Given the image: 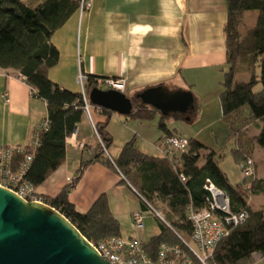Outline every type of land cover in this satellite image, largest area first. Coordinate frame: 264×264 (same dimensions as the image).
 Wrapping results in <instances>:
<instances>
[{
  "label": "trees",
  "instance_id": "16d2710c",
  "mask_svg": "<svg viewBox=\"0 0 264 264\" xmlns=\"http://www.w3.org/2000/svg\"><path fill=\"white\" fill-rule=\"evenodd\" d=\"M81 0H0V68L18 71L31 86L33 95L47 105L48 127L39 134L37 147L31 142L23 146L22 152L13 155V166L19 168L28 155L32 161L24 178L34 188L42 186L66 161L67 138L72 136L84 115V101L81 92L60 87L49 78V70L59 61V51L51 42L53 34L79 10ZM228 15L224 24L227 53V71L221 81L220 94L222 121L228 128L229 138L235 139L232 150L237 165L251 159L254 162V148H264V0H227ZM247 11H259L255 27L243 36L241 27ZM261 72H256L257 63ZM240 71L246 72L249 79L237 80ZM106 76L88 75V87L94 88L98 78ZM118 78V77H113ZM261 85V89L257 87ZM133 111L128 116L139 121H149L157 114L161 119L159 129L163 133L160 142L178 133L169 129L166 119L186 120L199 110L194 102V110L187 113L162 115L158 110L132 98ZM103 122L95 124L102 141L97 153L82 163L83 167L99 162L116 170L121 182L129 185L140 197L143 210L148 205L156 212L160 209L168 218L160 220V232L145 242L146 247L156 250L162 243H179L178 233L190 240L192 225L188 219V209L204 208L208 192L205 186L212 182L224 190L231 201L234 212L246 211L248 219L222 239L214 252L215 264H244L254 254H260L264 264V207L253 209L249 197L254 194L264 196V178L254 175L244 178L234 185L216 161L218 152L206 153L205 163L200 164L202 150L207 149L195 138H188V146L173 155L149 156L139 150L135 136L127 141L117 158L109 154L113 137L108 131L112 112L102 108ZM253 124L258 126V134L249 133ZM204 154V153H203ZM83 168L77 176L54 198L42 199L45 204L63 214L89 241L96 243L111 236H122L119 220L112 213L106 194H101L86 212H79L69 201L68 193L81 178ZM248 187V188H247Z\"/></svg>",
  "mask_w": 264,
  "mask_h": 264
},
{
  "label": "crops",
  "instance_id": "0c3cea01",
  "mask_svg": "<svg viewBox=\"0 0 264 264\" xmlns=\"http://www.w3.org/2000/svg\"><path fill=\"white\" fill-rule=\"evenodd\" d=\"M91 2L89 11L75 12L51 38L59 51V61L48 74L53 82L79 92L81 72L118 77L125 82L123 93L131 98L151 87L162 86L167 92H175L190 91V87L201 85L205 89L200 96L193 93L194 101L200 103L199 110L185 121L193 123L201 118L208 126L214 125L218 116L222 119V89L217 85L227 71L224 36L227 0ZM258 16L259 11L244 14L242 34L255 27ZM4 93L9 96V103L2 97ZM46 117L45 101L33 95L24 77L16 70L0 68V149L23 147L32 142ZM92 119L94 124L104 121L97 110L92 112ZM173 131L185 136L177 129ZM193 138L207 148L204 149L207 153L219 151L206 144L202 130ZM160 139L155 143L158 151ZM66 143L65 163L42 186L35 188L37 196L54 198L83 168L80 180L68 193L69 201L77 211H88L101 194H106L109 207L120 222L123 237L136 236L147 241L160 232L154 233L153 226L148 223L141 232L134 228L132 214L144 211L143 203L128 184L121 182L120 174H110L99 162L82 166L83 162L95 156L100 144L86 114ZM78 143H82L84 148H76ZM259 178H264V173Z\"/></svg>",
  "mask_w": 264,
  "mask_h": 264
},
{
  "label": "built area",
  "instance_id": "2783aa9c",
  "mask_svg": "<svg viewBox=\"0 0 264 264\" xmlns=\"http://www.w3.org/2000/svg\"><path fill=\"white\" fill-rule=\"evenodd\" d=\"M91 6V0H81L80 13L89 11ZM88 81V75L81 72L78 77V83L84 101L85 114L89 117L93 129L99 137L96 126L93 123L92 112L94 110L101 112L102 108L90 103V91L87 90ZM94 88L123 92L125 82L121 78H98L95 81ZM2 97L5 102H10V98L6 93ZM47 127V122H44L39 127L36 137L31 142L33 148L38 145L40 132ZM99 141L102 144L100 137ZM187 146L188 138L176 135L167 138L163 144L161 143L159 149L162 154L173 155L183 151ZM75 147L83 149L84 145L78 143ZM22 151L23 147H4L0 149V186L14 191L27 201L43 202L36 195L35 188L24 178L26 169L32 161V156L28 155L21 167L14 168L13 166L14 153ZM238 166L245 178L250 179L253 177V160L249 159ZM70 180L68 178V181ZM205 189L208 192L206 206L200 210L189 207L187 212L188 219L192 225L190 240H185L176 233L180 240L179 243L162 242L156 247V250L146 247V241L136 236H111L100 242L93 243L89 240L88 242L104 260L111 264H215L212 262V258L218 243L227 237L233 228L242 225L248 219L249 214L246 211H232L228 194L216 187L212 182H208ZM148 207V211H135L132 214V222L137 231L144 230L147 214L157 216L166 223L160 213L156 212L152 206L148 205ZM166 224L170 227L168 223ZM254 256L261 258L260 254H254Z\"/></svg>",
  "mask_w": 264,
  "mask_h": 264
},
{
  "label": "water",
  "instance_id": "95a60500",
  "mask_svg": "<svg viewBox=\"0 0 264 264\" xmlns=\"http://www.w3.org/2000/svg\"><path fill=\"white\" fill-rule=\"evenodd\" d=\"M136 99L162 115L194 110L190 91L167 92L148 88ZM91 104L129 116L132 98L116 90L93 88ZM186 120H190L187 117ZM0 264H111L104 260L81 232L57 209L39 201H27L0 186Z\"/></svg>",
  "mask_w": 264,
  "mask_h": 264
},
{
  "label": "rangeland",
  "instance_id": "374dc122",
  "mask_svg": "<svg viewBox=\"0 0 264 264\" xmlns=\"http://www.w3.org/2000/svg\"><path fill=\"white\" fill-rule=\"evenodd\" d=\"M27 2H30L32 0H26ZM247 33V32H246ZM243 36L245 33L242 34ZM264 57V55H263ZM256 72H261V63H257L256 65ZM222 75V79H223ZM249 79V75L246 72L240 71L237 76V80L239 81H246ZM220 82V81H219ZM219 89H222L221 82L217 85ZM261 85L257 87V90L261 89ZM191 92L195 95L200 96V94L203 92L204 87L201 85H198L197 87L192 86ZM198 105L200 104L197 102ZM200 117V116H199ZM160 115L157 114L154 119L146 121V122H140L139 120L131 119L127 116L119 115L116 113L112 114L108 131L113 137V144L109 148V154L117 158L121 148L123 145L132 139V137L135 136L136 138V144L140 151L143 153L149 155V156H159L161 154V150H156L155 143L163 136V133L159 129V122H160ZM166 124L168 127L172 130L177 129L178 132L181 134L193 138L195 133L202 130V137L206 140V144L208 146H213V149H217V151L222 155V157L217 156L216 161L218 162L220 168L227 173L228 177L232 181L234 185L239 184L243 181L244 176L242 171L240 170L239 166L237 165L235 158L232 154V150L236 148V142L235 139L229 138L228 136V128L226 127V124L218 118L215 121L214 125H206L201 118H197L193 123L190 121L185 120H175L171 118L166 119ZM214 123V122H213ZM249 133H258V127L253 124L249 129ZM204 153V154H203ZM205 153H207L205 150H202V157L200 160V164L205 163ZM255 158L257 159V164L255 162V165L259 166V171L257 173V177L262 176L264 173V148L262 147H256V151L254 153ZM257 166V167H258ZM104 168L112 175L119 174L116 170L107 167L104 165ZM108 178L110 179V176L108 174ZM41 198L40 196H38ZM43 199V198H42ZM44 200V199H43ZM249 204L253 209H260L264 207V196H259L257 194H254L249 197ZM160 215L167 219L166 213L163 211V209H160ZM149 218L150 220H147ZM157 218L153 215L147 214L146 220H145V226L148 223V225H152V229L154 233H158L160 230V226L156 220ZM157 223H156V222ZM143 230H140L141 232ZM125 234V233H124ZM262 259L259 256H254L252 259L244 264H261Z\"/></svg>",
  "mask_w": 264,
  "mask_h": 264
},
{
  "label": "bare ground",
  "instance_id": "6f19581e",
  "mask_svg": "<svg viewBox=\"0 0 264 264\" xmlns=\"http://www.w3.org/2000/svg\"><path fill=\"white\" fill-rule=\"evenodd\" d=\"M245 178V177H244Z\"/></svg>",
  "mask_w": 264,
  "mask_h": 264
}]
</instances>
